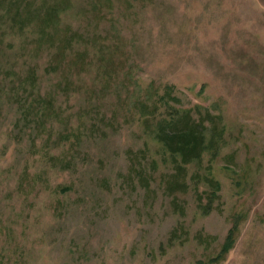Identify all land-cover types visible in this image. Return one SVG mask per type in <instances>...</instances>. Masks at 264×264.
<instances>
[{"label":"rangeland","instance_id":"374dc122","mask_svg":"<svg viewBox=\"0 0 264 264\" xmlns=\"http://www.w3.org/2000/svg\"><path fill=\"white\" fill-rule=\"evenodd\" d=\"M7 1L0 264H197L239 211L238 239L217 264H264V0H27L62 7L51 31L18 30ZM166 84L177 107L223 116L216 159L189 165L222 183L209 214L195 192L203 180L177 192L182 211L166 189L173 162L138 104Z\"/></svg>","mask_w":264,"mask_h":264},{"label":"trees","instance_id":"16d2710c","mask_svg":"<svg viewBox=\"0 0 264 264\" xmlns=\"http://www.w3.org/2000/svg\"><path fill=\"white\" fill-rule=\"evenodd\" d=\"M6 3V16L20 31H24L33 23L32 21L37 22L42 31H51L56 25V19L58 20L60 12L63 10L62 7L53 4L47 7L42 5V8L38 10L34 5L29 7L27 0H9ZM103 3H105L103 0H97L95 6L101 8ZM43 8L45 10H42ZM175 91L176 87L173 84H166L163 86L162 93L158 94L155 102L143 98L145 100L140 101L138 104L146 115V122L152 124L153 130H150L165 147L173 162L174 170L167 175L165 182L167 191L173 196L174 206L176 208L178 206L179 210L182 211L183 207L176 199L177 192L188 189L190 181L195 182L201 179L207 188L203 191H199V188H197L195 191L198 207L201 213L209 214L221 207L219 200L221 198L222 183L211 170L206 171L204 174L190 176L189 165L194 163L202 165L205 154H211V157L216 159L220 141L223 139L225 131L223 116L214 113L209 108L199 109L198 107L194 108L195 111L191 108L177 107L180 102ZM161 107L166 108L168 114L155 122L153 120ZM234 162L235 156L231 154L229 163L233 166ZM232 171L237 173L234 168ZM69 189V187H64L63 190L67 191ZM246 217L247 212L245 211L235 213L232 217V225L220 250L206 260H199L197 264H217L225 260L235 246L241 231L242 220ZM175 233L174 231L173 234ZM199 238L206 244L214 239L209 234L200 235Z\"/></svg>","mask_w":264,"mask_h":264}]
</instances>
